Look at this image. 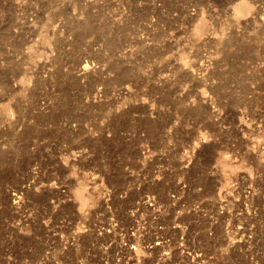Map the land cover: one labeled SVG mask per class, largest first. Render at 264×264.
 I'll return each mask as SVG.
<instances>
[{"label":"rangeland","instance_id":"rangeland-1","mask_svg":"<svg viewBox=\"0 0 264 264\" xmlns=\"http://www.w3.org/2000/svg\"><path fill=\"white\" fill-rule=\"evenodd\" d=\"M0 264H264V0H0Z\"/></svg>","mask_w":264,"mask_h":264},{"label":"bare ground","instance_id":"bare-ground-1","mask_svg":"<svg viewBox=\"0 0 264 264\" xmlns=\"http://www.w3.org/2000/svg\"><path fill=\"white\" fill-rule=\"evenodd\" d=\"M247 3L248 2H244V1L243 2L242 1L239 2L235 6L236 12H238V13H241L242 12V13H244L245 11H247V8H248L247 7ZM198 32H199V30H198ZM87 66H88V64L86 62L82 65L83 68H86ZM85 185L86 184H85L84 180H80L78 182V185L75 187V195L79 199L81 205H85L90 200V196L87 195L88 193L86 192V186Z\"/></svg>","mask_w":264,"mask_h":264}]
</instances>
